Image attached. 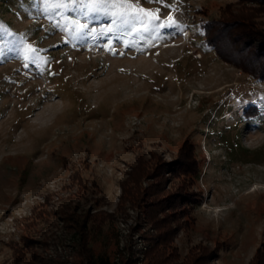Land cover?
<instances>
[{"label": "rangeland", "instance_id": "374dc122", "mask_svg": "<svg viewBox=\"0 0 264 264\" xmlns=\"http://www.w3.org/2000/svg\"><path fill=\"white\" fill-rule=\"evenodd\" d=\"M167 2L178 4L187 36L136 17L104 34L112 17L79 3L58 12L88 28L65 32L56 26L63 17L42 12L41 0H0V51L18 49L0 57V264H33V252L71 260L59 214L68 205L111 215L92 235L95 256L122 264L120 255L133 253L143 264L146 236L156 231L121 201L120 183L137 157L175 165L187 143L198 172L166 182L167 193L189 185L197 194L173 241L178 262L200 245L217 251L211 264H249L264 245V81L227 60L242 45L219 54L200 26L225 19L264 31V2ZM29 43L37 52L25 68L19 49ZM144 179L142 189L151 184ZM24 235L39 244L18 262Z\"/></svg>", "mask_w": 264, "mask_h": 264}, {"label": "trees", "instance_id": "16d2710c", "mask_svg": "<svg viewBox=\"0 0 264 264\" xmlns=\"http://www.w3.org/2000/svg\"><path fill=\"white\" fill-rule=\"evenodd\" d=\"M257 1V0H256ZM258 3L263 4L264 0H258ZM202 29L205 32L206 41L209 45L215 47L219 54H233L231 44L242 45L243 51L232 56L233 59H227L240 67L245 73L250 74L255 79L264 81V31L255 28L248 21L246 23L240 21H208L202 22ZM239 27L248 29L241 32ZM244 31V32H243ZM215 37L221 39L215 42ZM236 39V40H235ZM234 40V41H233ZM231 42V43H230ZM217 43L219 45H217ZM254 52V53H253ZM248 56H246V55ZM256 110L253 107L247 111ZM187 143L181 150V158L177 163L172 164L166 161H153L152 156L149 160L142 157H137L136 164L132 167L127 178L120 183L121 186V201H129L133 206L141 209V214L144 216L146 224H149L155 229V233L146 236L147 249L144 252L143 264H211L217 256V251L200 245L191 247L182 261H179L180 255L177 248L173 245V241L178 230L185 226L182 219L187 216L191 200H197V194L191 193L187 189L189 185L175 193H167L166 188L169 184L166 182L173 176L188 175V173L198 172L197 160L192 154L186 153ZM154 162V163H153ZM186 165V166H185ZM185 166V167H184ZM183 173L181 172L182 168ZM188 167V169H187ZM186 170V171H185ZM195 171V172H194ZM197 177V174L194 176ZM144 178L150 179L151 184L147 188H140V184ZM190 183V182H189ZM193 183V181H192ZM190 184V187L192 186ZM60 217L64 218V228L71 237L73 245V255L71 260L63 261L60 256L46 257L42 254H31V259L26 260L27 263L32 262L37 264H115L110 262L108 257H98L94 255L93 249L90 246L91 238L94 232L99 231L103 226L105 219L111 215L102 212H91L90 210H80L77 206H66L64 210L59 212ZM47 244L42 245L44 249ZM35 244H39L32 237L23 236L22 245L15 247L19 259L25 260V252L32 250ZM43 244V243H42ZM130 253L124 259L123 254L120 255L122 264H136ZM249 264H264V245L258 248L249 261Z\"/></svg>", "mask_w": 264, "mask_h": 264}, {"label": "snow or ice", "instance_id": "6c2138e0", "mask_svg": "<svg viewBox=\"0 0 264 264\" xmlns=\"http://www.w3.org/2000/svg\"><path fill=\"white\" fill-rule=\"evenodd\" d=\"M154 2L166 8L168 11L162 13L161 8L149 10L141 7L140 3L134 2V0H87V4H85V0H41V11L44 13L57 12L58 15H61L65 23L63 25L57 23L56 26L65 32H76L79 34L88 28L86 23L78 19L65 17L63 16V12H58V10L67 9L69 5L79 3L81 7H88L91 11H100L112 17L110 23L100 27V32L104 34L118 30L121 24L126 23L127 17H136L147 21L149 24L155 22L156 29L171 28L175 29L177 34L187 36L188 32L186 29L189 26L181 23L176 15V13L180 12L178 4L169 3L167 0H154ZM91 31L95 32L96 29H92ZM136 31H139V29H136ZM6 35L12 36L13 34L7 32ZM12 43V41H8V44ZM5 48L7 51H0V57L7 55L8 52L18 51L15 46L7 47L5 45ZM19 51L24 52V59L26 61L24 67L27 68L29 66L27 62L29 60V54H35L37 49L29 43L26 46H22ZM109 51H113V54H115V51L110 47ZM32 62L34 63L35 61L33 60Z\"/></svg>", "mask_w": 264, "mask_h": 264}]
</instances>
